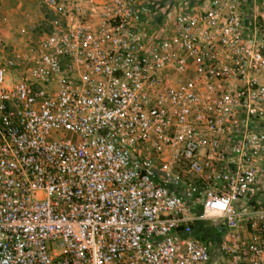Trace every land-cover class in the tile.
I'll use <instances>...</instances> for the list:
<instances>
[{"label":"built area","instance_id":"built-area-1","mask_svg":"<svg viewBox=\"0 0 264 264\" xmlns=\"http://www.w3.org/2000/svg\"><path fill=\"white\" fill-rule=\"evenodd\" d=\"M38 7L0 31V264H264V0Z\"/></svg>","mask_w":264,"mask_h":264},{"label":"rangeland","instance_id":"rangeland-1","mask_svg":"<svg viewBox=\"0 0 264 264\" xmlns=\"http://www.w3.org/2000/svg\"><path fill=\"white\" fill-rule=\"evenodd\" d=\"M38 1L39 0H24L31 8L36 7ZM19 2L18 0H0V31H7L9 33V39L15 42V45L20 44V39L16 34L13 35V33L16 32L17 27L21 24V20L24 19L23 17L27 14L26 10L19 8ZM20 3H22V0ZM35 14L39 16V10H37ZM31 15H34V13ZM5 19H8L7 24H5ZM207 232H210V237L208 238L215 244L216 236L212 231L208 230ZM217 261L218 260L214 258L212 262L217 263Z\"/></svg>","mask_w":264,"mask_h":264},{"label":"clouds","instance_id":"clouds-1","mask_svg":"<svg viewBox=\"0 0 264 264\" xmlns=\"http://www.w3.org/2000/svg\"><path fill=\"white\" fill-rule=\"evenodd\" d=\"M228 208V201L226 200H217L215 203H212L210 206V210H207L205 215L215 216L222 215Z\"/></svg>","mask_w":264,"mask_h":264},{"label":"crops","instance_id":"crops-1","mask_svg":"<svg viewBox=\"0 0 264 264\" xmlns=\"http://www.w3.org/2000/svg\"><path fill=\"white\" fill-rule=\"evenodd\" d=\"M18 1L21 2V0H18ZM20 2H19V8L24 9V10H26V12H27V14L23 17L24 19L21 20V24H25V23L28 22V17H29L31 14L37 12V10H39V8H38V5H36V7H34V8L29 7L30 5H29L28 3H26V2H24V0H22V3H20ZM30 8H31V9H30ZM21 24H20V25H21ZM214 235H215V233H214ZM214 258L217 259L218 261H217V263H213V262H212L211 264H222V263H221V260H220V257H218V256H214ZM214 258H213V259H214ZM213 259H212V261H213Z\"/></svg>","mask_w":264,"mask_h":264},{"label":"trees","instance_id":"trees-1","mask_svg":"<svg viewBox=\"0 0 264 264\" xmlns=\"http://www.w3.org/2000/svg\"><path fill=\"white\" fill-rule=\"evenodd\" d=\"M204 239H208V236H207V235H205V236H204Z\"/></svg>","mask_w":264,"mask_h":264}]
</instances>
